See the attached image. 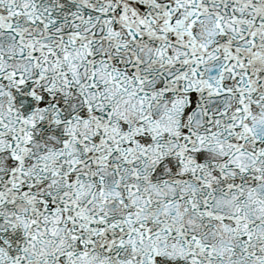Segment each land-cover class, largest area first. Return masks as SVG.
Segmentation results:
<instances>
[{
    "label": "snow or ice",
    "instance_id": "6c2138e0",
    "mask_svg": "<svg viewBox=\"0 0 264 264\" xmlns=\"http://www.w3.org/2000/svg\"><path fill=\"white\" fill-rule=\"evenodd\" d=\"M0 264H264V0H0Z\"/></svg>",
    "mask_w": 264,
    "mask_h": 264
}]
</instances>
